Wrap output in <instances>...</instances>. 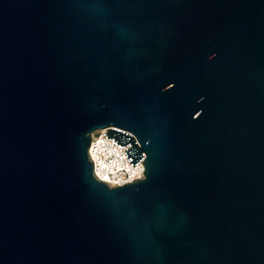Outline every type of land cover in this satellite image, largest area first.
<instances>
[{"label":"water","instance_id":"95a60500","mask_svg":"<svg viewBox=\"0 0 264 264\" xmlns=\"http://www.w3.org/2000/svg\"><path fill=\"white\" fill-rule=\"evenodd\" d=\"M0 264H264V0H0Z\"/></svg>","mask_w":264,"mask_h":264},{"label":"built area","instance_id":"2783aa9c","mask_svg":"<svg viewBox=\"0 0 264 264\" xmlns=\"http://www.w3.org/2000/svg\"><path fill=\"white\" fill-rule=\"evenodd\" d=\"M120 130L119 128H117ZM104 128L91 140L89 148V158L93 163L94 176L105 182L110 187L128 184L129 182L144 177V159L135 166L127 159L125 151L132 146L126 147L117 145L107 136Z\"/></svg>","mask_w":264,"mask_h":264}]
</instances>
